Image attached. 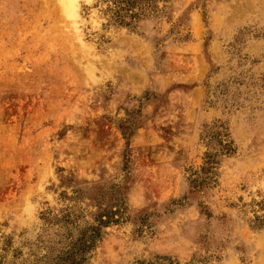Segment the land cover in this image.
<instances>
[{
    "label": "rangeland",
    "instance_id": "obj_1",
    "mask_svg": "<svg viewBox=\"0 0 264 264\" xmlns=\"http://www.w3.org/2000/svg\"><path fill=\"white\" fill-rule=\"evenodd\" d=\"M73 5L0 0V264H264V0Z\"/></svg>",
    "mask_w": 264,
    "mask_h": 264
},
{
    "label": "bare ground",
    "instance_id": "obj_2",
    "mask_svg": "<svg viewBox=\"0 0 264 264\" xmlns=\"http://www.w3.org/2000/svg\"><path fill=\"white\" fill-rule=\"evenodd\" d=\"M62 2L64 3V7L66 8L67 12H69L70 14L75 13L73 0H62Z\"/></svg>",
    "mask_w": 264,
    "mask_h": 264
},
{
    "label": "trees",
    "instance_id": "obj_3",
    "mask_svg": "<svg viewBox=\"0 0 264 264\" xmlns=\"http://www.w3.org/2000/svg\"><path fill=\"white\" fill-rule=\"evenodd\" d=\"M120 9H122V8H120ZM116 13H117V16H118V17L121 16V15L119 14V10H117ZM130 16L132 17V15H130Z\"/></svg>",
    "mask_w": 264,
    "mask_h": 264
}]
</instances>
